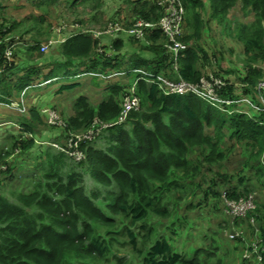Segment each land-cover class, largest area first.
I'll list each match as a JSON object with an SVG mask.
<instances>
[{
	"label": "trees",
	"instance_id": "16d2710c",
	"mask_svg": "<svg viewBox=\"0 0 264 264\" xmlns=\"http://www.w3.org/2000/svg\"><path fill=\"white\" fill-rule=\"evenodd\" d=\"M55 1L37 0V4ZM67 1L74 6L83 1L98 4L102 0ZM181 1L185 7L183 26H195V38L200 37L201 32L213 31V28L221 34L222 29L226 30L229 36L235 30L243 55L252 62L264 64V0ZM137 2L142 4V8L136 9L137 16L129 25L124 24L126 27L138 19L156 23L163 14L158 0ZM236 7L244 14L242 20L229 18V12ZM204 8L208 20L198 13ZM247 17L250 18L246 21ZM212 23L215 27L211 26ZM14 27V23L8 26L0 24V69H3L0 89L4 95L17 98L22 90L40 84L48 86L46 82L51 80L59 85L50 90L48 96L52 99L46 104H54L56 98L70 94L89 76L98 86L97 92L92 91V96L97 99L80 96L74 100L76 114L65 121L64 132L92 126L95 118L103 123L117 118L121 106L115 96L118 97L121 86L114 78L121 76L109 77L110 74L144 69L154 75H164L173 80L180 77L190 82L199 81L202 74L198 70V58L203 49L185 44L190 36H184L186 47L179 55L177 72L172 67L170 54L163 47L165 36L157 27L145 28V38L139 41L147 42L141 47L146 52L133 54L135 56L127 65H121L119 54L112 52V48L119 50L123 47L124 40H136L126 34L115 35L111 45L102 44L100 47L104 52L100 54L98 39L88 33H73L63 36L56 44L57 52L49 54L41 51V45L47 41L22 35L15 37L11 34ZM11 44L14 45L11 60L4 64V50ZM261 64L248 65L242 70L239 82L224 71L215 75L230 82L227 93L236 94L238 89L246 91L239 86L241 81L255 87L263 78L264 66ZM104 69H109V73L103 72ZM17 72L20 74L15 75ZM99 73H105L112 80L105 85L100 84L96 81ZM138 76L135 73L133 77L123 76L120 80L134 81ZM137 90L143 107L128 114V129L123 124L104 128L107 132L104 139L108 143L104 148L95 147L93 141L80 144L86 157L78 162L82 171L73 170L65 154L46 153L38 163L42 165L40 178L28 191H12L14 200L0 193V264H101L102 261L123 264L124 258L116 257L115 246L130 247L128 256L139 255V264H208L214 250L197 247L191 250L192 255H188L173 238L177 232L173 227L175 223L165 228L162 225L164 231H161L157 227L160 223L153 218L157 221L170 216L176 220L180 218L177 205L170 212V198L177 197V204L183 200L181 192L186 184L198 189L202 204L207 203L210 197L218 200L223 196L221 194L228 200L237 201L256 191L261 193L262 188L258 186L264 187V179L255 181L252 177L258 173L260 178L264 176V112H252V115L223 113L192 94H164L157 84H147L143 80L138 81ZM105 91L108 92L105 97L98 95ZM42 96L39 94L37 97ZM37 97L35 95L34 99ZM0 99L3 103L10 102ZM28 110L30 118L41 121L36 104ZM228 122L231 132L221 130L223 125L228 126ZM19 127L20 131L14 128L10 135V148L7 151L0 149V164L7 166L5 170L0 169V183L4 182L3 178L13 176L14 161L7 158L17 150L22 155L31 153L38 145L35 137L44 138L42 130L35 131L29 118L20 116ZM208 127L212 131L207 133ZM224 136L245 140L247 146L257 147L254 153L258 155L250 152L248 161L237 167L234 176L218 172L213 167L216 162L226 160L220 149ZM208 172L212 175L209 173L206 181ZM214 173L218 176L214 177ZM84 174H89L94 180L97 185L94 189L86 191ZM255 202L253 210L233 223L237 229L245 224L256 235L253 244L257 245L261 260H254L256 264H264V250H261L264 246V198L255 194ZM186 208H195V205L186 204ZM199 208L204 207L200 205ZM139 244L141 248H138ZM245 262L242 260L241 264Z\"/></svg>",
	"mask_w": 264,
	"mask_h": 264
},
{
	"label": "rangeland",
	"instance_id": "374dc122",
	"mask_svg": "<svg viewBox=\"0 0 264 264\" xmlns=\"http://www.w3.org/2000/svg\"><path fill=\"white\" fill-rule=\"evenodd\" d=\"M136 3H138L137 0H102L101 3L98 4L92 2L90 3L89 1H83L72 6L67 0H56L53 3L41 5L37 4V0H0V24L3 23L4 25L8 26L14 23L15 27L11 31V34H13V36L18 37L22 35L24 38L28 39L39 38L40 41H59L63 36H69L77 32L88 33L93 38L95 33H101L100 36H97L95 38L99 41L97 50L101 54L104 51L100 46L102 44L111 45V42L113 41V38L108 37L107 35H103L102 31L110 22L119 21L121 22L119 24H121L123 27H126L124 26V24L129 25L128 23H130L133 18L137 16L136 9L142 8V4ZM206 12L207 10L205 8L204 10L200 9L198 11L199 15L202 16V18L205 17V20H208V18H206ZM243 15V12L239 10L238 7L232 9L229 12V18L232 19L242 20L244 18ZM41 17L42 19H40ZM249 18L250 17H247L245 18V20L247 21ZM211 26L215 27V23H212ZM216 26L219 25L216 24ZM194 27L195 26L192 27L191 24H186L182 27L180 42L184 44L185 39L183 40V37L188 35L190 37H188V41L185 44H189V46L197 48L199 44H203V38H205L206 36L207 39L208 36L202 34L201 32V36L195 38L196 36L193 35V31H195L196 29ZM26 30L29 31L22 34ZM221 32L223 33L221 34V38L217 39L216 42L209 40L208 49L206 50L204 48L206 51L202 54L199 53L198 70L202 72L200 79H207L209 76L218 77L215 75L216 73L225 71L227 75L232 74V79L239 82L240 78L243 75L242 70L248 68V65H251L253 67V65H258L262 62H252L243 55L242 47L239 46V41L236 39L235 30L230 33L231 36L228 35L229 32L226 30L222 29ZM213 33L215 32L211 31L210 35L212 36ZM124 41L125 42L123 47H121L119 50H115L111 47L113 49L112 52H115V54H119L118 57H120L121 65H127L132 56H135L133 54L137 55L141 54V52H146L141 48L145 43L147 44L146 41L132 39H127ZM56 47L57 46L55 44L52 47L46 48L44 51H48L49 54H54L57 52ZM262 64L261 66H264V64ZM103 72L109 73V69H104ZM134 74L135 73L131 69L130 71H128V73L126 72L124 75L118 76L123 77L132 75L133 77ZM78 76H82V74ZM91 77L92 76L85 78L80 83L81 85L73 90V92H71L70 94L56 98L54 104L53 102L51 104L46 103L50 101V99H52L48 96V94L51 89H53L54 87H58L59 84L57 82H46L48 83L46 84L48 86L40 84V86H34L31 88L29 87L21 91L20 97L25 99V103L23 106H21L22 111L19 112L15 110L16 114L19 113L17 114L18 118H12L11 120L13 123L18 125L17 121L20 120V116L29 118V123L33 126L35 131H37V129L42 130V135L44 136V138L40 139V137H35L36 142L39 146L37 145L38 147L36 146L35 148H33L31 150V153L22 155L18 151V153L14 154L12 157L10 156L11 160L14 161L12 163L13 176H7L6 178H3L4 182L0 183V193L8 197L10 200H14V196L11 195L12 191H28L32 187L33 183L40 178L42 165L38 163L45 158L46 153H63L65 154L64 157L68 165L70 163L72 164L73 170L78 172L83 170V168L78 166V162L85 160L86 157L76 159L74 156H72V154L67 153L73 151L69 149L70 147L68 146V142L73 138L72 136H81L82 133L85 134L89 129H91L92 126H88L85 128L81 127L77 130H69L67 132H64L63 128L65 121L70 118V116L76 114V108L73 104L74 100H76L80 96H86L90 100H93L92 97H96L92 96V91L94 93L97 92L98 86L94 83ZM121 77H116L114 79L117 80V83H119L121 86V91L118 97L115 96V99L118 98V103L122 108L123 98L125 95H128L127 90L130 88V84L132 83V81L124 82L123 80H120ZM97 79L96 81L104 85L107 84L109 80H112V78H109L108 75H105V73H99L97 75ZM142 80L147 84H150V82H148L147 80ZM240 83L241 84H239V86L242 88L244 87L246 91H243L245 92L243 93L242 91H240V89H238L239 92H236V94L234 93L235 95H237L236 97L248 96L253 94L252 88L254 86L251 87L249 84H243V81H241ZM218 90L219 89H216V91ZM107 93L108 92L105 91V93H101L98 95H103L102 97H105ZM39 94H42L43 96L41 98H38L37 96ZM35 95L37 97L36 99H34ZM221 96L230 97L226 90L221 92ZM29 97L31 100H29ZM138 98L139 107L132 111H139L143 107L141 105L142 99L139 95ZM240 98L242 97L235 99ZM45 99L46 101H42ZM35 104L37 105L41 121L36 118L32 119L29 117L28 108ZM43 107L47 108V110L51 112H55V117L50 118V115L48 113L43 112ZM217 109L221 110L223 113H227L228 110L227 108ZM230 109H237V107L233 106ZM126 119L121 124H123L122 126L128 129L129 124L128 122H126ZM93 122L94 120L91 122V125H93ZM2 127L3 126H0V130H2L0 131V135H3V137L0 138V149H4L3 145L8 144V134L6 135V133H8L13 128V126H11L10 124L9 126L7 125L3 128ZM15 128L19 131L21 130L19 126H16ZM206 129L207 133L209 131H212L211 127H208ZM224 129H228V132H231L232 129L230 128L229 122L228 126L223 125L221 127V130ZM106 133V131L101 129L97 136H95V138L91 140L95 142V147L104 148L108 145V143H106L104 139V137H106ZM244 141L245 140H237L235 138L229 139L227 136H224L222 144L220 145V149L226 155V160H224L223 162L220 161L221 163L216 162L213 165L214 169L218 170V172H225L229 175L231 174L234 176L235 172L238 170L237 167L244 166L246 164L250 152L252 153V155L257 156L258 154L254 153L255 151H257V147L252 148L250 146H247ZM7 159H9V157ZM249 162L253 163V161ZM84 168H86V165L84 166ZM209 173L211 172L205 174L206 181L209 179L207 177ZM213 176L217 177L218 174L214 173ZM263 177L264 176L260 178L258 173L255 177H252V179L254 178L256 179L255 181H260L261 179H264ZM195 181H198V179L196 178ZM201 183L203 184V186H206V182L204 183V181H202ZM83 185L85 186L86 191H89L94 189L96 183L89 174H84ZM192 186L194 185L191 184L187 186L186 184L185 188L181 192L183 200L179 201L178 204L176 202L177 197L170 198L172 201V204L169 206L170 212H173L174 206L177 205L176 208L177 210L179 209L180 218H177L178 220H176L175 217L170 216L167 218H159L158 221L155 220L156 218H153L156 223H160L158 224L159 226L157 225V227L161 231H164L162 225L165 228L167 226H170L172 222L175 223L173 227L177 232L173 235V238L175 239L177 246L179 248H183L188 255H192L193 252L191 250H194L197 247H205L209 249V251L214 250L215 252L213 251V254H215L208 260V264H241L242 258L249 252L250 248L252 250H256L257 246L256 244L250 243L251 245L248 244L245 247L240 243V241L236 242L238 240H235V242H229L228 234H230L231 232L232 234H236L237 232L231 230L232 228H235V225L231 226L233 221L235 220L228 212L229 206L226 202L228 199L224 198V194H221L223 195V197L220 196L218 200L210 197L207 203L202 204L198 195V189ZM98 187L99 189H101V186L98 185ZM258 188H262L261 193L257 191L254 193L256 195L258 194V197L264 198V187L258 186ZM173 193L176 195L178 192L173 191ZM254 193L252 195L254 197L253 204L255 206L256 202ZM186 204L192 206L195 205V208L185 209ZM200 205H202V207L204 208H199ZM241 226L245 228V230L247 229L245 224H242ZM246 236L247 242H250L251 240H254L256 238L255 234L248 229ZM113 248L116 249V251L114 250V252H118L116 253V257L124 258L122 262L123 264L124 261L125 264H139V255L134 254L136 257L133 254L128 256L129 252H131L130 247L115 246ZM138 248H141L140 244L138 245ZM92 264H100V262H94ZM101 264L107 263L102 261ZM245 264H256V262L254 258L250 256V258L246 260Z\"/></svg>",
	"mask_w": 264,
	"mask_h": 264
},
{
	"label": "built area",
	"instance_id": "2783aa9c",
	"mask_svg": "<svg viewBox=\"0 0 264 264\" xmlns=\"http://www.w3.org/2000/svg\"><path fill=\"white\" fill-rule=\"evenodd\" d=\"M157 4L163 9V14L156 23L138 19L131 26L123 27L117 22H110L102 31V34L113 38L118 33H123L133 37L136 40H142L145 38V28L157 27L165 36V43L163 47L170 54L173 69L178 72V58L180 53L185 49V45L180 42V36L182 34V27L184 23L185 7L181 0H158ZM100 34L101 33H95L94 38L100 36ZM58 42L59 41L48 40L46 43L41 45V51L54 46ZM13 47L14 45L11 44L4 50V56L6 59L4 64H7L11 60ZM2 71L3 69L1 68L0 73H2ZM127 71H130V69ZM127 71L110 74L109 77L124 75ZM132 71L136 74H139V76L130 84V88L127 90L128 95H125L123 98L122 108L117 118L108 123L100 122L95 118L91 129H89L85 134L82 133L81 136H72L73 138L68 142V146L70 147L69 149L73 151L67 153L72 154V156H74L76 159H81L82 157L84 158L85 153L80 149V144L82 142L93 140V138L97 136L101 129L113 125H120L126 119V117H128V114L132 110L137 109L139 107L137 85L138 81L142 79L147 80L151 84H157L164 94H192L211 104L215 108H227V113L229 114L244 113L252 115V112H264V76L257 82L256 86L254 87L255 92L253 91L252 95L239 96L242 98L235 99L239 97H236L237 95L233 93L229 94V92L228 94L230 97L221 96V92L226 90L228 85H230V82L218 77L209 76L207 79L201 78L197 82H190L180 77L178 80H173L165 77L164 75H154L152 72L146 71L144 69H132ZM47 82H50V80ZM216 89L219 90L216 91ZM24 103L25 99L19 97V100L17 101H12L10 103L0 102V105L7 106L14 111L17 110L20 112L22 111L21 106H23ZM233 106L237 107V109H230ZM42 110L44 113H48L50 118L55 117V112H51L47 110V108H43ZM16 153H18V150L14 154ZM6 168L7 166L5 164H0V169L5 170ZM253 199L254 197L250 193L246 197L240 198L237 201L227 200L226 202L229 206L228 212L230 213L231 217L236 220L246 216V214L255 207L253 204ZM236 232V234H229V237L231 239L241 237L242 231L237 230ZM261 250H264V246H261ZM252 254L255 255V259H257V261L261 260V254L258 251V247L256 250H250L243 258L249 259Z\"/></svg>",
	"mask_w": 264,
	"mask_h": 264
},
{
	"label": "crops",
	"instance_id": "0c3cea01",
	"mask_svg": "<svg viewBox=\"0 0 264 264\" xmlns=\"http://www.w3.org/2000/svg\"><path fill=\"white\" fill-rule=\"evenodd\" d=\"M215 28H213L212 30H213V32H215V33H213L212 34V36L210 35V32H206V34L205 35H207L208 36V38L206 39V36H205V38H203V44L201 45V44H199V46L198 47H201L202 49H203V52H205L207 49H208V42H209V40H211V41H213V42H216V40L217 39H219V38H221V33L219 32V30L218 29H216V30H214ZM218 30V31H217ZM239 44V46H241L242 47V45H241V43L239 42L238 43ZM185 47H186V45H185ZM206 50H205V49ZM225 72V71H224ZM7 73H5V75H6ZM20 74V72L18 73H16L15 75H19ZM15 75H14V77H15ZM10 86H11V84H10ZM12 92L14 93V90H12ZM4 92L0 89V97H2L3 99H7V100H9L10 102H12V101H17V99L20 97V94H19V96L17 97V98H10V97H7L6 96V94L4 95L3 94ZM13 96H15L16 97V95L14 94ZM16 99V100H15ZM0 101H2L1 99H0ZM10 102H8V103H10ZM7 103V102H6ZM17 114H19V113H17ZM16 114V111H13V110H11L9 107H6V106H4V105H0V126H3V127H5V126H9V124L11 125V126H13V128L10 130L11 131V133L9 134V133H6V135H7V138H8V140L10 139V135H12V132L15 130L14 128L16 127V126H19V121H17L18 122V125L17 124H15V123H13L12 122V118H18V115ZM13 116V117H12ZM23 117V116H22ZM2 127V128H3ZM0 131H2V130H0ZM4 133V132H3ZM9 136V137H8ZM3 137V135L1 136L0 135V138H2ZM10 141V140H9ZM8 144H9V142H8ZM8 144L7 145H3L4 146V149H3V151H7L8 150ZM11 157L13 156L12 154L10 155ZM9 156V159H11V157ZM251 222H253V220H251ZM251 224V223H250ZM233 225H235V223H232V225L231 226H233ZM253 225H254V223H253ZM246 228H247V226H246ZM248 229V228H247ZM247 229L245 230V228H243L242 226H240V228L239 229H237V226H235V228H232L231 230H233V231H237V230H241L242 231V234H241V238H239V239H237L238 241H236V242H239L240 241V243L241 244H243V246H247L248 244H253V241L254 240H251L250 242H247ZM252 232V231H251ZM230 234H232V232L230 233ZM255 237H256V235H255ZM228 240H229V242H231V241H234L235 242V240H232L230 237H229V234H228ZM250 244V245H251Z\"/></svg>",
	"mask_w": 264,
	"mask_h": 264
},
{
	"label": "clouds",
	"instance_id": "9594fccd",
	"mask_svg": "<svg viewBox=\"0 0 264 264\" xmlns=\"http://www.w3.org/2000/svg\"><path fill=\"white\" fill-rule=\"evenodd\" d=\"M222 197V196H221ZM226 198V197H225ZM239 238H241V237H237V238H234V239H232V240H237V239H239ZM257 246V245H256ZM250 250H252L251 248H250ZM249 250V251H250ZM252 257L255 259V255L254 254H252ZM242 260H247V259H245V258H242Z\"/></svg>",
	"mask_w": 264,
	"mask_h": 264
}]
</instances>
